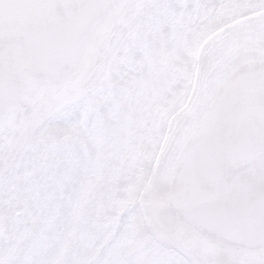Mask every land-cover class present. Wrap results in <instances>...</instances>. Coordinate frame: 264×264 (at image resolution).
Wrapping results in <instances>:
<instances>
[{
    "label": "snow or ice",
    "instance_id": "1",
    "mask_svg": "<svg viewBox=\"0 0 264 264\" xmlns=\"http://www.w3.org/2000/svg\"><path fill=\"white\" fill-rule=\"evenodd\" d=\"M0 264H264V0H0Z\"/></svg>",
    "mask_w": 264,
    "mask_h": 264
}]
</instances>
